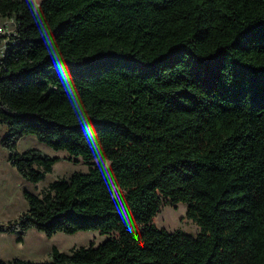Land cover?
<instances>
[{
	"label": "trees",
	"instance_id": "1",
	"mask_svg": "<svg viewBox=\"0 0 264 264\" xmlns=\"http://www.w3.org/2000/svg\"><path fill=\"white\" fill-rule=\"evenodd\" d=\"M0 18L16 24L0 61L10 165L37 184L62 160L17 151L23 136L88 165L24 191L27 210L0 234L108 236L0 264H264V0H0ZM58 73L94 129L78 123ZM163 204L185 205L199 233L158 228Z\"/></svg>",
	"mask_w": 264,
	"mask_h": 264
},
{
	"label": "rangeland",
	"instance_id": "2",
	"mask_svg": "<svg viewBox=\"0 0 264 264\" xmlns=\"http://www.w3.org/2000/svg\"><path fill=\"white\" fill-rule=\"evenodd\" d=\"M37 7L41 0H27ZM6 23V24H4ZM3 26L4 29L2 28ZM0 29L4 32L0 38V58L4 48V41L14 33L15 24L11 19L0 18ZM5 134V129L0 126V138ZM28 148H34L50 156L62 158L47 174L44 180L37 184L25 181L8 161V152L0 143V226L17 220L27 210V203L23 192L27 191L41 195L49 183L57 179H67L74 172H87L88 165L81 159L69 158L64 152H54L39 143L33 136H23L17 142V151L21 152ZM154 224L158 228H164L168 232L182 231L195 236L199 233L198 227L186 218V206L179 204L170 206L163 204L160 212L154 218ZM108 236L97 232H79L73 235L58 233L50 238L36 230H29L22 243L15 242V236L0 234V261H9L14 258L43 262L49 260V254L53 247L59 252L69 253L72 249L87 247L91 244L97 246L107 239Z\"/></svg>",
	"mask_w": 264,
	"mask_h": 264
},
{
	"label": "clouds",
	"instance_id": "3",
	"mask_svg": "<svg viewBox=\"0 0 264 264\" xmlns=\"http://www.w3.org/2000/svg\"><path fill=\"white\" fill-rule=\"evenodd\" d=\"M33 16L36 23L39 25L41 36L43 38V42L45 47L49 50L51 58L54 60L59 59V55L55 49V41L50 34V29L47 27L46 23L44 22L43 16L38 12V10L33 9ZM58 76L61 79V83L65 87V92L69 96L73 113L78 121V123L82 126V129L87 126L94 129V125L91 124L90 118L88 116V110L83 103L78 91L75 89L74 85L70 83L69 77L65 76L64 74L58 73ZM85 138L88 140L90 149L95 152L97 150V146L99 144V140L95 132L91 136L85 134ZM103 175L106 176L108 182L112 180L111 172L104 171L102 172Z\"/></svg>",
	"mask_w": 264,
	"mask_h": 264
},
{
	"label": "built area",
	"instance_id": "4",
	"mask_svg": "<svg viewBox=\"0 0 264 264\" xmlns=\"http://www.w3.org/2000/svg\"><path fill=\"white\" fill-rule=\"evenodd\" d=\"M11 22L15 24V22H14L13 19H11ZM4 24H6V23H4ZM4 27H5V26H3L2 28L4 29ZM15 27H16V24H15ZM3 29H0V38H1V35L3 34V32H4ZM14 32H15V29H14ZM11 35H12V34H11ZM6 40H7V38H6ZM6 40L4 41V48H3V51H2V56H1V58H0V61H1L2 57H3V55H4V52H5Z\"/></svg>",
	"mask_w": 264,
	"mask_h": 264
}]
</instances>
